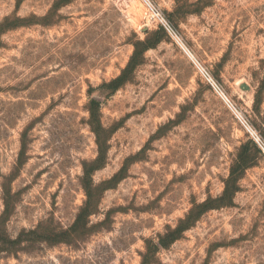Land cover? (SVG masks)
Here are the masks:
<instances>
[{"label":"rangeland","instance_id":"obj_1","mask_svg":"<svg viewBox=\"0 0 264 264\" xmlns=\"http://www.w3.org/2000/svg\"><path fill=\"white\" fill-rule=\"evenodd\" d=\"M152 1L0 0V264H264V0Z\"/></svg>","mask_w":264,"mask_h":264},{"label":"built area","instance_id":"obj_2","mask_svg":"<svg viewBox=\"0 0 264 264\" xmlns=\"http://www.w3.org/2000/svg\"><path fill=\"white\" fill-rule=\"evenodd\" d=\"M143 4L145 5V13L147 15V17L153 21L156 22L157 24L161 25L172 37H174L176 40L181 41V37L177 31V29L175 28V26L171 23V21L163 14V12L159 9V7L152 1V0H142ZM187 52L192 55L189 50H187ZM196 66L198 67V69L200 70V72L202 73V75L213 85V87L225 98L226 102L228 103V105L234 109L233 104L230 102V100L224 95V93L222 92L220 86L216 83V81L214 80L211 72L201 63L197 60V58L192 57ZM240 119L242 120V123L248 128L250 129L247 121L245 119H243L240 116ZM252 132V131H251ZM252 134L254 135V138L256 139V141L258 142V144L260 145V147L262 148V150L264 151V141H262L260 139V137L252 132Z\"/></svg>","mask_w":264,"mask_h":264},{"label":"trees","instance_id":"obj_3","mask_svg":"<svg viewBox=\"0 0 264 264\" xmlns=\"http://www.w3.org/2000/svg\"><path fill=\"white\" fill-rule=\"evenodd\" d=\"M162 27V26H161ZM137 47V46H136ZM139 49L138 47L136 48L132 58H131V61L129 62V64L127 65V67L123 70L122 74L117 77L116 79H114V81L110 82L109 85H113L114 88L118 89L119 87H121L123 84H124V76L127 72H135L139 63H138V59L137 57L139 56ZM107 85V84H106ZM246 168V167H243V169ZM238 170H240L239 166H237L236 168L234 167H231V172H230V176L229 178L227 179V189L225 191V194L224 195H230L232 193H234L237 188H238V182L240 180V174L241 172L237 173ZM89 194V193H88ZM89 198H90V194H89ZM89 203V202H88ZM207 202H204L202 203L201 205H197L198 207H204V205H206ZM208 209H205V210H201V211H198L197 214H203L204 212H206Z\"/></svg>","mask_w":264,"mask_h":264}]
</instances>
